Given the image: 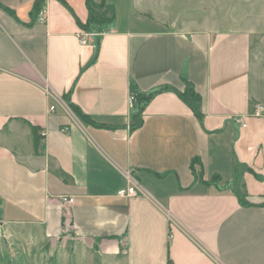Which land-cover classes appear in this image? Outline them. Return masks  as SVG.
Returning a JSON list of instances; mask_svg holds the SVG:
<instances>
[{
  "label": "crops",
  "instance_id": "1",
  "mask_svg": "<svg viewBox=\"0 0 264 264\" xmlns=\"http://www.w3.org/2000/svg\"><path fill=\"white\" fill-rule=\"evenodd\" d=\"M34 2L0 0V136L24 129L28 146L0 144V230L73 239L108 264H264L251 34L181 27L158 0H104L112 19L81 45L86 0H42L43 24ZM185 82L201 121L178 95ZM131 85L167 89L138 127ZM126 177L145 195L118 197Z\"/></svg>",
  "mask_w": 264,
  "mask_h": 264
},
{
  "label": "rangeland",
  "instance_id": "2",
  "mask_svg": "<svg viewBox=\"0 0 264 264\" xmlns=\"http://www.w3.org/2000/svg\"><path fill=\"white\" fill-rule=\"evenodd\" d=\"M167 18L179 20L181 27H215L218 30H237L251 34L250 89L254 95L251 114L256 105L264 109V0H158ZM93 16L99 26L108 23L110 14L93 0ZM264 114V111L261 113ZM24 129L10 128L0 136V144L22 150L28 147ZM27 140V139H26ZM26 237V236H25ZM29 238V237H26ZM0 264H108L95 252L87 250L73 239L34 245L19 233L0 230Z\"/></svg>",
  "mask_w": 264,
  "mask_h": 264
},
{
  "label": "trees",
  "instance_id": "3",
  "mask_svg": "<svg viewBox=\"0 0 264 264\" xmlns=\"http://www.w3.org/2000/svg\"><path fill=\"white\" fill-rule=\"evenodd\" d=\"M59 1L64 4V0H59ZM96 1H98L102 7H105L106 10H108V12L110 14V18L108 21V23H109L113 17L112 10H110L108 7H106L104 0H96ZM86 5H87V8L89 9L90 17L85 24H81L80 22H78V25H79L81 30H83L85 32H91L92 28H97V27H101V26H99V24L92 19L93 12H92L91 7L93 6V0H86ZM41 8H42V0H35L34 6H33V11H32V17L33 18L35 16H37V14L39 13ZM166 90H167L166 88H160L151 94L145 95V94L140 93L134 86L131 85L130 92L133 93L136 97V101H135V104L133 107V112H134L133 113V120L135 121V124H136L135 127H138L140 125V123H141L140 115H141L145 105L150 101V99L154 96V94L159 93V92H163ZM178 95L182 100L187 102V104L190 106V108L192 109L195 116L201 121V112L199 110L201 97L194 91L193 87L188 82H185L184 92L178 93ZM71 110L82 122L87 123V124H92L95 126H100L99 124H97L93 120H91L89 117H87L86 115L79 112L77 110V108H75L74 106H71ZM31 135H32V139H33V145L36 146L38 138L36 136L37 131L35 130V128L31 129ZM239 202L241 203V205H246V202L243 198L239 197Z\"/></svg>",
  "mask_w": 264,
  "mask_h": 264
},
{
  "label": "built area",
  "instance_id": "4",
  "mask_svg": "<svg viewBox=\"0 0 264 264\" xmlns=\"http://www.w3.org/2000/svg\"><path fill=\"white\" fill-rule=\"evenodd\" d=\"M36 20L37 22L43 24L46 21V15L45 12L40 11L37 16H36ZM95 36V34L91 33V32H82L80 34V44L81 45H87V40L86 38L88 37H93ZM136 101V97L133 93H130L129 95V99H128V104H129V108L133 109L134 104ZM52 110V109H51ZM264 111L263 107L260 105H256L254 108L253 113L251 114L254 117H259L261 115V113ZM127 183L129 184L128 187H126L125 189H121L117 192V196L121 197V198H125V197H134L137 195H141L144 196L145 194L143 192H138L135 184L133 183V181L130 179V177H126ZM60 201L63 204H67V205H73L75 203V200L73 198H66L63 197L60 199Z\"/></svg>",
  "mask_w": 264,
  "mask_h": 264
}]
</instances>
